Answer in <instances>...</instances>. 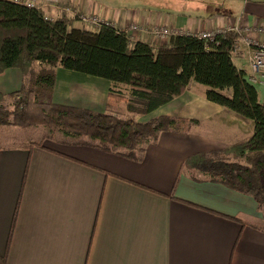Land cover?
<instances>
[{
	"label": "crops",
	"instance_id": "1",
	"mask_svg": "<svg viewBox=\"0 0 264 264\" xmlns=\"http://www.w3.org/2000/svg\"><path fill=\"white\" fill-rule=\"evenodd\" d=\"M12 1L41 8L50 19L64 10L71 18L97 15L120 29L135 24L130 38L154 45L169 41L155 43L151 32L158 26L192 34L237 22L264 27V0H224L232 10L202 19L163 6L166 0ZM248 56L242 48L233 59L264 103V70L249 79ZM22 83L19 68L0 73L2 94ZM110 88L107 79L57 66L52 99L102 112ZM206 89L191 81L178 97L137 115L196 121L185 132H160L138 159L56 140L1 144L0 255L6 264H264V206L184 167L195 153L223 150L253 133L251 120L207 100ZM11 126L4 128L9 138Z\"/></svg>",
	"mask_w": 264,
	"mask_h": 264
},
{
	"label": "trees",
	"instance_id": "2",
	"mask_svg": "<svg viewBox=\"0 0 264 264\" xmlns=\"http://www.w3.org/2000/svg\"><path fill=\"white\" fill-rule=\"evenodd\" d=\"M75 20L64 10L50 19L41 8L0 0V73L14 67L23 74L18 91L0 93V125H42L51 134L61 133L64 139L57 141L62 144L138 159L160 132H185L196 121L167 115L141 121L137 115L170 102L194 81L206 86L207 100L251 120L254 128L249 138L223 150L189 156L184 167L264 206V103L234 62L235 31L224 29L212 40L172 34L167 44L154 45L133 41L109 23L90 30L75 27ZM57 66L109 80L107 109L99 112L53 101ZM120 103L125 115L113 110ZM0 264H6L5 255H0Z\"/></svg>",
	"mask_w": 264,
	"mask_h": 264
},
{
	"label": "built area",
	"instance_id": "3",
	"mask_svg": "<svg viewBox=\"0 0 264 264\" xmlns=\"http://www.w3.org/2000/svg\"><path fill=\"white\" fill-rule=\"evenodd\" d=\"M33 6L32 4H27ZM69 11V8H66ZM77 20L82 23L90 24L97 28L102 24H108L106 20L99 18L97 15H77ZM228 30H233L238 34L237 40L234 42L232 48V54H238L242 48L249 50L248 65L250 69L249 79L255 80L261 75L264 70V27L263 26H250L242 23H235L232 26H228ZM224 29L210 30L205 32L194 33L193 35L205 40H212L214 35L220 33ZM126 34L138 30V26L135 24L129 25L127 28L122 29ZM152 37L155 43L160 42L163 39L169 38L172 34H192L181 32L179 30H170L167 26L155 27L152 32ZM257 35V36H254Z\"/></svg>",
	"mask_w": 264,
	"mask_h": 264
},
{
	"label": "rangeland",
	"instance_id": "4",
	"mask_svg": "<svg viewBox=\"0 0 264 264\" xmlns=\"http://www.w3.org/2000/svg\"><path fill=\"white\" fill-rule=\"evenodd\" d=\"M190 1H197L199 7H193L189 4ZM163 6H168L175 8V11H179L182 13H189L192 15L193 18L202 19L205 17H210L214 15V13H222L225 15L227 13V9L232 10V6H228L227 3H224V0H166ZM212 13V14H211ZM82 27L89 28L90 30H95L96 28L90 24L81 23ZM120 90L125 94L128 95V89L125 87L126 85L121 84ZM202 86V85H201ZM113 110L119 112L120 114L125 115V106L123 103L116 104L113 107ZM143 121V120H141ZM6 125H0V145L4 143H11V144H21V143H46L52 141H57L59 139H64L61 133H54L51 134L50 130L42 125H37L34 127H29L26 129H22L16 126H11L14 130L12 135L9 137L6 136V132L4 131ZM8 130V129H7ZM7 139V140H6ZM67 145V144H66ZM75 146V145H69Z\"/></svg>",
	"mask_w": 264,
	"mask_h": 264
}]
</instances>
